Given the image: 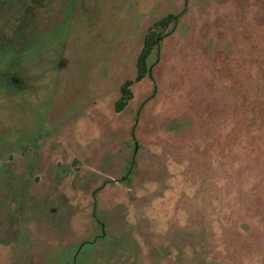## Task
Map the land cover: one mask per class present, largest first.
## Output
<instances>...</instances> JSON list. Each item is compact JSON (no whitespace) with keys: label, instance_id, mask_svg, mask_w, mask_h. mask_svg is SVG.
I'll return each mask as SVG.
<instances>
[{"label":"rangeland","instance_id":"374dc122","mask_svg":"<svg viewBox=\"0 0 264 264\" xmlns=\"http://www.w3.org/2000/svg\"><path fill=\"white\" fill-rule=\"evenodd\" d=\"M0 264H264V0H0Z\"/></svg>","mask_w":264,"mask_h":264},{"label":"trees","instance_id":"16d2710c","mask_svg":"<svg viewBox=\"0 0 264 264\" xmlns=\"http://www.w3.org/2000/svg\"><path fill=\"white\" fill-rule=\"evenodd\" d=\"M173 15H167L165 18L154 23V27H161L163 30L168 27V25L173 20ZM162 35L156 32L154 29L149 28L144 35L141 50L136 59V74L133 81L127 80L121 84L119 88V98L114 103L115 112H121L127 104L132 100L133 94L130 90V85L133 82H139L148 72L147 69V59L152 52L153 48L158 45Z\"/></svg>","mask_w":264,"mask_h":264},{"label":"flooded vegetation","instance_id":"af4514ba","mask_svg":"<svg viewBox=\"0 0 264 264\" xmlns=\"http://www.w3.org/2000/svg\"><path fill=\"white\" fill-rule=\"evenodd\" d=\"M168 15H170V14H168ZM171 15H172V14H171ZM165 17H166V16H165ZM165 17H164V18H165ZM173 17H174V18H173V20H172V22H171L170 24L175 23V21H176L174 15H173ZM162 19H163V18H162ZM160 20H161V19H160ZM158 21H159V20H158ZM156 22H157V21H156ZM154 23H155V22H154ZM170 24H169V25H170ZM169 25H168V26H169ZM153 27H154V24H153ZM166 28H167V27H166ZM166 28H165V29H166ZM148 29H149V28H148ZM148 29H147V30H148ZM146 32H147V31H146ZM161 35H162V34H161ZM157 47H158V45H156V46L153 48V50H154L155 48H157ZM153 50H152V52H153ZM152 52H151V53H152ZM151 53H150V55H151ZM150 55H149V56H150ZM148 58H149V57H148ZM147 69H148V67H147ZM146 75H147V74H146ZM127 105H128V104H127Z\"/></svg>","mask_w":264,"mask_h":264}]
</instances>
